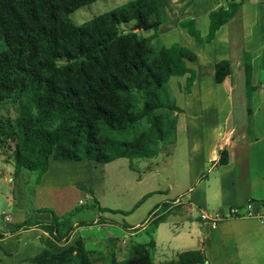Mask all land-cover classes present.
Masks as SVG:
<instances>
[{
    "label": "trees",
    "instance_id": "obj_1",
    "mask_svg": "<svg viewBox=\"0 0 264 264\" xmlns=\"http://www.w3.org/2000/svg\"><path fill=\"white\" fill-rule=\"evenodd\" d=\"M94 1L0 0V108L9 101L16 113L13 122H2L0 136L13 142V176L26 171L33 175V184L40 182L49 158L107 163L155 156L160 143L173 141L174 114L181 111L163 101V85L171 76L188 74L184 90L189 92L195 79L186 64L197 59L192 50L177 43L157 49L151 44L165 20L157 0H128L75 24L69 14ZM239 4L229 0L227 8L209 12L206 40L233 17ZM181 25L198 39L193 21ZM141 30L152 33L141 36ZM230 74L228 60L215 63L216 82ZM84 192L92 194L91 189ZM95 203L89 201L92 207ZM83 207L76 205L62 215L43 208L50 213L48 223L27 218L16 227L39 224L57 241L66 242L74 229L73 217ZM151 248L153 242L130 243L127 256L117 260L88 249L80 237L58 251L44 248L29 261L156 264ZM203 261L202 252L195 249L181 251L163 264Z\"/></svg>",
    "mask_w": 264,
    "mask_h": 264
},
{
    "label": "crops",
    "instance_id": "obj_2",
    "mask_svg": "<svg viewBox=\"0 0 264 264\" xmlns=\"http://www.w3.org/2000/svg\"><path fill=\"white\" fill-rule=\"evenodd\" d=\"M233 1L240 3L237 12L215 31L210 40H206L209 12L217 7L227 8L229 0H157L165 20L159 25L154 39L162 31L174 30L178 35V42L174 43L188 47L197 56L195 62L186 63L195 71L191 90H184L185 79L183 86L178 84L179 90L192 101H187L189 108L175 104L181 111L174 114V139L166 142L176 146L179 142L176 135L181 131L182 154H175V149L171 153L166 151L168 160L163 161L164 166H170L173 179L180 177H176L179 166L183 188L178 187L180 190L170 195L155 185L142 190L158 172H152L154 169L149 165L142 176L136 175V167L129 159L127 175L115 174L113 166L123 169L119 163L115 164L118 158L107 163L49 158L40 182L33 184L31 195L26 196L22 179L16 183L13 178L12 162L10 171L0 164V196L15 200L13 195L2 192V184L8 181L18 190L20 205L15 204L17 209L25 210L29 200L33 212L32 216L20 212L17 220L13 219L15 210L0 212V233L3 235L0 238V264H32L29 259L42 249L58 251L72 244L80 238L77 235L82 226L78 225L79 221H73L74 229L66 242L57 241L39 224L20 228L16 225L27 218L35 223H48L50 213L39 210L51 209L62 215L76 205L90 207L92 200L96 201L94 208L99 213L105 211L98 208L111 212L106 205V193L115 191L117 179L127 180L139 190L131 196L129 213L153 193L162 196L150 201L135 222L120 228L128 235L125 240L130 243L153 242L150 256L156 264L175 259L181 251L195 249L202 252L203 264H264V216H261L264 212V0ZM188 20L194 22L198 39L181 25ZM151 33L147 30L143 36ZM222 59L229 61L231 74L222 82H216L214 65ZM238 84L242 97L234 121L230 97ZM218 94L225 99H220ZM219 159L225 161L220 163ZM105 166L112 167L107 175ZM18 176L29 180L28 173L21 171L15 177ZM174 184L181 186L177 182ZM86 189H91L92 194L85 193ZM247 203H251L253 211L259 215L225 218L215 228L204 226L198 217L202 209L212 211L239 206L244 211ZM158 219L161 220L154 223ZM26 231L35 232L37 237L23 241L14 238L11 247H4L7 240Z\"/></svg>",
    "mask_w": 264,
    "mask_h": 264
},
{
    "label": "rangeland",
    "instance_id": "obj_3",
    "mask_svg": "<svg viewBox=\"0 0 264 264\" xmlns=\"http://www.w3.org/2000/svg\"><path fill=\"white\" fill-rule=\"evenodd\" d=\"M128 0H96L92 3L80 6L79 8L75 9L69 14V17L75 24H80L84 21H87L91 19L93 16L98 15L103 12H107L115 8L116 6L126 2ZM146 31L141 30L140 35H145ZM178 42V35L177 33L172 30L166 33V31H162L160 33V36H158L157 39H153L151 41L152 46L154 49H157L161 46H169L170 44ZM3 48V43L0 40V51ZM184 79L182 76H171L169 80L163 85L162 90V98L163 101L166 104L174 103L182 108L187 107V101H192L191 97H188L186 93L183 90H179V85L181 84L183 86ZM220 99H225V96L218 94ZM242 97V90L240 84L235 88L234 92L232 93V97H230V107L233 110L232 119L235 121L236 117L238 115V110L241 102ZM194 101V100H193ZM16 113L14 109V104L11 102H7L3 104L0 108V125L2 122H13L15 119ZM178 116L181 119V114H178ZM231 119V120H232ZM144 124V122H142ZM182 132L180 131L176 137H178L179 142L173 146H170L166 142L160 143V150L157 153L156 156L152 158H134L131 161L134 163L136 169V175L144 174L146 171L144 168L151 165V168L154 169V173H157L155 175L154 180L148 184L145 185L142 190H145L147 188H151L153 185L157 186L160 190L168 191V194H174L177 192V190L182 189V180H181V172L178 170V165L176 169V177L180 175V177L173 179L171 176V168L170 166H164L163 161L168 160L165 156V152L173 151L175 149V154L178 156H181L183 147L181 146V135ZM175 146V148H174ZM12 147L13 142L10 140H6L5 138H2L0 136V164H3V167L10 171L11 167V155H12ZM172 154H169V157H171ZM10 161V162H9ZM119 163V164H118ZM115 164H118L119 166H123V169L118 166H113L115 168V174L123 173L128 175L127 165H128V158H118L117 162ZM105 169L107 172H105V175L108 174L109 170L112 169L111 166H105ZM152 170V169H151ZM157 171V172H155ZM23 173H28L24 172ZM130 173V172H129ZM29 179L27 182H24L27 180V178H22L23 176H18L17 178L14 176L15 182L17 183L20 179H22L23 183V192L26 194V196H30V190L32 183L33 175L29 174ZM2 176V175H1ZM0 176V177H1ZM17 176V175H16ZM26 179V180H25ZM177 182L178 185L181 184V186H176L174 183ZM134 185V184H133ZM132 183H129L127 180L124 181V179H117L115 181V191L111 192L110 190L106 193V205L109 206V209L112 211H105L104 213H99L97 209L94 207H83L81 208L73 217L74 220L84 223H90V225H82L80 229L78 230V234L83 240L85 241V245L88 249L97 251L99 255H105L107 257L114 256L117 260H120L122 258H125L127 256V250L130 245V242L128 240H125V238L128 237L126 233H124L120 228L124 224L125 227L128 226V224L135 222L137 218H140L142 211L144 212V209L147 207L148 203L150 201H153V199H160L162 196L161 194H155L153 193L151 197L146 198L135 210L132 212H128L130 209V204L133 201V197H131L133 194H136L139 192L136 188H134ZM141 185V184H140ZM180 189H179V188ZM2 192L6 193L7 195H13L15 197V200H8L5 198L4 195L0 196V212L10 213L13 210H15V215L13 217L14 220H17L18 213L27 212L30 216L33 215V212L30 210V202L27 201V206H25V210L21 209L18 210L16 207V203H19L20 205V198L18 194V190L13 188L12 184H9L8 181L3 183L2 186ZM133 189V190H132ZM131 197V198H130ZM30 198V197H28ZM39 212H43L42 210H39ZM17 222V221H16ZM35 232L26 231L22 232L16 237H12L10 240H7L4 244V247H11L10 243L13 242L14 238L20 239V241H23L25 239L29 238H36ZM35 236V237H34ZM114 240V241H113ZM124 240V243L122 242ZM9 242V243H8ZM26 252H31L30 250H27Z\"/></svg>",
    "mask_w": 264,
    "mask_h": 264
},
{
    "label": "built area",
    "instance_id": "obj_4",
    "mask_svg": "<svg viewBox=\"0 0 264 264\" xmlns=\"http://www.w3.org/2000/svg\"><path fill=\"white\" fill-rule=\"evenodd\" d=\"M259 215L253 211L251 203L244 206V211H241L239 206H231L224 210L215 209L212 211L200 210L198 213L201 224L209 228H215L218 222L225 218L233 217H254ZM264 216V212L261 214Z\"/></svg>",
    "mask_w": 264,
    "mask_h": 264
}]
</instances>
